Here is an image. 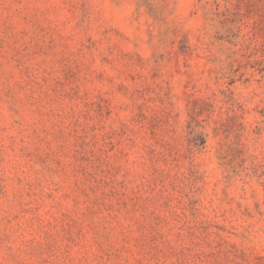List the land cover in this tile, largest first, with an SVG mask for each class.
I'll use <instances>...</instances> for the list:
<instances>
[{"label": "rangeland", "instance_id": "obj_1", "mask_svg": "<svg viewBox=\"0 0 264 264\" xmlns=\"http://www.w3.org/2000/svg\"><path fill=\"white\" fill-rule=\"evenodd\" d=\"M0 264H264V0H0Z\"/></svg>", "mask_w": 264, "mask_h": 264}, {"label": "trees", "instance_id": "obj_2", "mask_svg": "<svg viewBox=\"0 0 264 264\" xmlns=\"http://www.w3.org/2000/svg\"><path fill=\"white\" fill-rule=\"evenodd\" d=\"M203 143H205V141Z\"/></svg>", "mask_w": 264, "mask_h": 264}]
</instances>
